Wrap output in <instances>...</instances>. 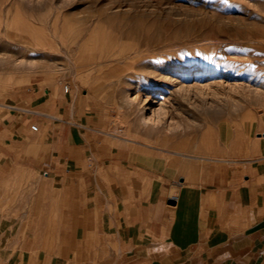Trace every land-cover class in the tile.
<instances>
[{
  "label": "crops",
  "instance_id": "0c3cea01",
  "mask_svg": "<svg viewBox=\"0 0 264 264\" xmlns=\"http://www.w3.org/2000/svg\"><path fill=\"white\" fill-rule=\"evenodd\" d=\"M65 86L0 105V264H264V138L208 163Z\"/></svg>",
  "mask_w": 264,
  "mask_h": 264
},
{
  "label": "rangeland",
  "instance_id": "374dc122",
  "mask_svg": "<svg viewBox=\"0 0 264 264\" xmlns=\"http://www.w3.org/2000/svg\"><path fill=\"white\" fill-rule=\"evenodd\" d=\"M44 80L97 130L234 156L264 138V0H0V105Z\"/></svg>",
  "mask_w": 264,
  "mask_h": 264
},
{
  "label": "built area",
  "instance_id": "2783aa9c",
  "mask_svg": "<svg viewBox=\"0 0 264 264\" xmlns=\"http://www.w3.org/2000/svg\"><path fill=\"white\" fill-rule=\"evenodd\" d=\"M68 90H69V85L65 86V91H68ZM32 129H33V131H37L36 126H33Z\"/></svg>",
  "mask_w": 264,
  "mask_h": 264
},
{
  "label": "water",
  "instance_id": "95a60500",
  "mask_svg": "<svg viewBox=\"0 0 264 264\" xmlns=\"http://www.w3.org/2000/svg\"><path fill=\"white\" fill-rule=\"evenodd\" d=\"M169 203H170L171 205H174L175 202H174V201H170Z\"/></svg>",
  "mask_w": 264,
  "mask_h": 264
},
{
  "label": "bare ground",
  "instance_id": "6f19581e",
  "mask_svg": "<svg viewBox=\"0 0 264 264\" xmlns=\"http://www.w3.org/2000/svg\"><path fill=\"white\" fill-rule=\"evenodd\" d=\"M258 81V80H257ZM157 103V102H156ZM159 103H160V101H159Z\"/></svg>",
  "mask_w": 264,
  "mask_h": 264
}]
</instances>
